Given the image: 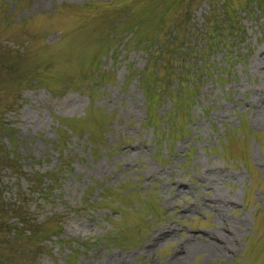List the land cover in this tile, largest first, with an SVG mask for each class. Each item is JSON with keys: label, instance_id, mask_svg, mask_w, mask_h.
<instances>
[{"label": "rangeland", "instance_id": "374dc122", "mask_svg": "<svg viewBox=\"0 0 264 264\" xmlns=\"http://www.w3.org/2000/svg\"><path fill=\"white\" fill-rule=\"evenodd\" d=\"M0 264H264V2L0 0Z\"/></svg>", "mask_w": 264, "mask_h": 264}, {"label": "trees", "instance_id": "16d2710c", "mask_svg": "<svg viewBox=\"0 0 264 264\" xmlns=\"http://www.w3.org/2000/svg\"><path fill=\"white\" fill-rule=\"evenodd\" d=\"M259 4H262V2H264V0H256ZM219 23V22H218ZM224 26H219V28L222 30V34H226V37L229 36L230 32H234L236 30H238V25L236 23V20H228V19H224ZM223 27V28H221ZM224 30V31H223ZM215 40V39H214ZM214 40L209 44L210 46H212V44H214ZM4 162H7L4 160ZM21 221L20 226H22L24 224V220L22 218H18Z\"/></svg>", "mask_w": 264, "mask_h": 264}]
</instances>
